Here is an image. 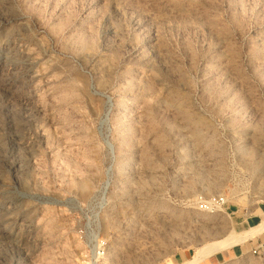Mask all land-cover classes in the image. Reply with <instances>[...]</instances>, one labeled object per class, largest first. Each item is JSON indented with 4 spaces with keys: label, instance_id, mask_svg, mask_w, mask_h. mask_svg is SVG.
<instances>
[{
    "label": "rangeland",
    "instance_id": "1",
    "mask_svg": "<svg viewBox=\"0 0 264 264\" xmlns=\"http://www.w3.org/2000/svg\"><path fill=\"white\" fill-rule=\"evenodd\" d=\"M262 222L264 0H0V264H189Z\"/></svg>",
    "mask_w": 264,
    "mask_h": 264
},
{
    "label": "bare ground",
    "instance_id": "2",
    "mask_svg": "<svg viewBox=\"0 0 264 264\" xmlns=\"http://www.w3.org/2000/svg\"><path fill=\"white\" fill-rule=\"evenodd\" d=\"M262 232H264V222H262L260 226H252L248 231L242 233L231 231L230 234L222 241L212 244L208 248L201 250L196 257L195 262L189 264H200L204 260H207L215 250L232 248L233 246L242 244L254 237H257Z\"/></svg>",
    "mask_w": 264,
    "mask_h": 264
},
{
    "label": "built area",
    "instance_id": "3",
    "mask_svg": "<svg viewBox=\"0 0 264 264\" xmlns=\"http://www.w3.org/2000/svg\"><path fill=\"white\" fill-rule=\"evenodd\" d=\"M227 201L226 199H224V197L221 196H211L207 199H204L203 197H199L196 200V205L198 206L199 210L201 212H204L206 214H216L220 211H222V209L225 207ZM105 252V245L102 244L100 246H98L97 248V255L102 256ZM257 253L256 250H254L252 252L253 255H255Z\"/></svg>",
    "mask_w": 264,
    "mask_h": 264
},
{
    "label": "crops",
    "instance_id": "4",
    "mask_svg": "<svg viewBox=\"0 0 264 264\" xmlns=\"http://www.w3.org/2000/svg\"><path fill=\"white\" fill-rule=\"evenodd\" d=\"M244 243H242V244H244ZM242 244L234 246V247L228 249L226 254L222 253L221 255H219V258L216 257V261L219 262L220 260H225L226 258L238 257V256L243 255L244 250H243V247L241 246ZM187 258H188V255L186 253H182V254H179L178 256H176L174 258V260L172 261V263L173 264L174 263H180V262H183L184 260H186Z\"/></svg>",
    "mask_w": 264,
    "mask_h": 264
}]
</instances>
